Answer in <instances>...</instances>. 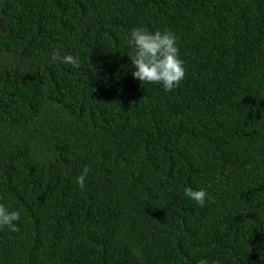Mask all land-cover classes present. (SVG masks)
Masks as SVG:
<instances>
[{
	"label": "trees",
	"instance_id": "trees-1",
	"mask_svg": "<svg viewBox=\"0 0 264 264\" xmlns=\"http://www.w3.org/2000/svg\"><path fill=\"white\" fill-rule=\"evenodd\" d=\"M139 26L174 90L133 78ZM0 203V264H264V0H0Z\"/></svg>",
	"mask_w": 264,
	"mask_h": 264
},
{
	"label": "clouds",
	"instance_id": "clouds-1",
	"mask_svg": "<svg viewBox=\"0 0 264 264\" xmlns=\"http://www.w3.org/2000/svg\"><path fill=\"white\" fill-rule=\"evenodd\" d=\"M128 43L131 50L127 52L134 71L132 76L141 83L161 84L165 91L177 88L186 74L185 62L179 55L177 36L171 29L149 30L144 26L134 27L130 30ZM53 61L70 64L74 68L80 67L78 56L71 54L60 55L59 52L51 54ZM90 168L84 166L82 173L76 177L80 188H84L85 179ZM184 193L201 207L209 198L205 188L198 190L185 187ZM20 210H10L5 204L0 203V229L7 227L10 231H19L17 221L20 220ZM198 264H208L206 259H201ZM219 264V261H213Z\"/></svg>",
	"mask_w": 264,
	"mask_h": 264
}]
</instances>
